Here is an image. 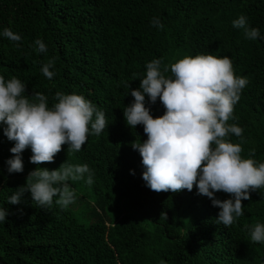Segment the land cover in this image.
<instances>
[{"label": "trees", "instance_id": "16d2710c", "mask_svg": "<svg viewBox=\"0 0 264 264\" xmlns=\"http://www.w3.org/2000/svg\"><path fill=\"white\" fill-rule=\"evenodd\" d=\"M241 15L260 38L233 27ZM5 28L21 40L5 38ZM37 39L47 52L36 51ZM200 54L228 57L235 74L248 80L228 121L243 129L242 137L229 139L241 144L243 158L264 162V0H0V76L21 80L30 99L44 93L49 107L57 91L80 94L108 124L99 136L89 134L79 152L68 154L63 145L53 163H31L29 147L22 173L8 172L15 142L0 124V208L9 213L0 222V264H264V243L251 242L249 231L264 224V189L252 192L244 215L225 227L216 222L220 209L195 187L152 191L131 146L147 140L144 126L132 129L124 116L147 63L160 59L171 77L172 63ZM52 58L49 80L41 68ZM145 102L154 117L166 111L159 99L152 104L146 95ZM64 162L87 164L93 178L91 185L88 174L68 182L75 202L66 209L56 198L50 209L35 205L30 191L20 204L8 203L31 171Z\"/></svg>", "mask_w": 264, "mask_h": 264}, {"label": "clouds", "instance_id": "9594fccd", "mask_svg": "<svg viewBox=\"0 0 264 264\" xmlns=\"http://www.w3.org/2000/svg\"><path fill=\"white\" fill-rule=\"evenodd\" d=\"M154 27L163 29L159 18L152 20ZM233 27L243 29L247 39L255 40L261 34L251 28L247 18L241 15L233 21ZM2 35L19 42L21 36L10 28ZM38 53L47 52L45 43L34 42ZM19 46V44H17ZM162 61L147 63L146 75L140 79V87L132 89L134 102L124 108L127 125L136 129L144 126L147 140L131 142L138 150L145 168L142 178L157 193L192 191L211 199L220 209L216 222L231 227L236 218L244 215L243 201L251 199V193L264 189V162L242 157V146L229 139L231 134L242 137L243 129L228 121L233 118L234 106L240 99L248 80L237 76L228 57L212 54L186 56L170 65L172 76L166 77L169 66L161 68ZM55 58L43 64L42 74L51 80L55 76ZM26 84L16 77L5 81L0 76V124L5 125L4 135L14 141L13 154L7 161L9 173H22V153L31 148L30 162L36 165L53 163L55 156L68 145V154L79 152L89 134L99 136L108 127L105 114L80 94L57 91L56 101L48 106V97L36 92L30 99L25 95ZM152 104L160 100L166 111L154 117L146 107L145 97ZM253 149L250 155H254ZM88 174L87 164H61L50 170L37 167L29 173L26 183L8 199L9 204H20L25 192L31 193L33 203L50 209L54 203L67 208L75 202V193L69 181L75 182ZM217 192H225L230 198L221 200ZM6 208H0V222L8 217ZM253 243H264V224L256 223L250 229Z\"/></svg>", "mask_w": 264, "mask_h": 264}]
</instances>
